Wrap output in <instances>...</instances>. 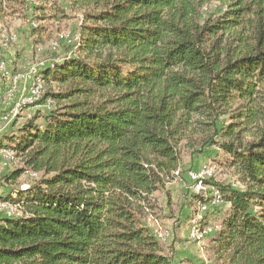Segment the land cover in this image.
<instances>
[{"label":"trees","instance_id":"1","mask_svg":"<svg viewBox=\"0 0 264 264\" xmlns=\"http://www.w3.org/2000/svg\"><path fill=\"white\" fill-rule=\"evenodd\" d=\"M29 1L0 0V26ZM210 1L67 0L84 22L75 53L38 73L65 89L31 106L67 104L0 145L24 165L8 181L50 176L0 198L19 208L0 217V264H172L142 219L182 141L222 149L242 185L209 183L230 208L215 260L264 264V0H215L200 22Z\"/></svg>","mask_w":264,"mask_h":264},{"label":"rangeland","instance_id":"2","mask_svg":"<svg viewBox=\"0 0 264 264\" xmlns=\"http://www.w3.org/2000/svg\"><path fill=\"white\" fill-rule=\"evenodd\" d=\"M35 3H37V0H30L28 12L24 9L20 18H8L0 26L1 31H3H0V40L1 35L5 33L16 35L17 38L14 43H7L3 47L4 49L19 47V50H17L19 53H29V55H25V61L21 64V68L24 67L25 70L27 65L41 63L43 64L42 66H46L58 59L71 57L75 53L74 43L76 42L75 39L77 40V34L81 26L84 25L81 11L68 8L67 0H55L46 4L42 15L44 19L41 21L35 19L37 20L35 21L34 16H32V6L36 5ZM221 6L223 7V4L215 0L207 3L197 12L200 22L209 15L218 13L219 9L222 8ZM25 12L27 17L24 19ZM33 23H36L35 28L31 26ZM3 48L0 49L1 54ZM1 60L5 64L7 63L3 57ZM24 69L18 73H12L9 72L7 67L8 75H4L3 78L8 81V85L0 94V105L11 97L9 95L11 78L18 76V74H23L25 72ZM20 80L22 79L18 80L16 89L19 93L23 91L19 85ZM48 87L54 93L65 89V87L58 85L56 81L46 82L44 86L45 92L48 91ZM26 93L27 91L23 92L22 95ZM66 104V102H60L50 108L43 104L22 107L15 117L0 123V126L3 127L0 130V145L3 143L8 145L7 147L12 145L4 142V134L2 135V133H7V136L12 133L17 134L22 125H26L32 119L37 125L41 126L43 116ZM221 122L227 125L229 122L228 117L221 118ZM200 143L197 142L194 146H191L184 141L179 142L177 147L179 154L177 168L172 173L164 175L161 185L149 197L150 206L145 210V215L142 219L143 223L153 231L158 239L162 254L170 257L172 264H220L215 260L213 254L214 239L218 228L221 227L222 222L228 217L230 212L228 203L223 199L221 205L210 209L201 216V219H197L198 214H200L198 211V203L200 201L197 202L195 195H201L196 194L193 190L195 183L189 178V173L202 171V183L205 188L202 194H210L212 192L210 188L217 190L209 183L224 188L242 189L236 170L230 166L229 156L215 145H208L203 149ZM2 150H0V157ZM1 159L5 161L2 157ZM5 163V167H0V198L7 197L6 195L11 192H14L15 195V191L33 186L44 178L50 177L44 176L42 173L26 170L17 180L8 181L6 178L14 171L24 169V165L20 157H18V160L16 158H7ZM175 172H178V174H173ZM2 216H5V214L0 212V217ZM192 221H199L201 226L206 224L213 229L211 235L200 244L188 239L187 230Z\"/></svg>","mask_w":264,"mask_h":264},{"label":"built area","instance_id":"3","mask_svg":"<svg viewBox=\"0 0 264 264\" xmlns=\"http://www.w3.org/2000/svg\"><path fill=\"white\" fill-rule=\"evenodd\" d=\"M5 35H8V33H5ZM16 40H17L16 35H9V42H4V46H6L7 43H14ZM42 65L43 64L39 63L36 65L29 66L28 71H27V76L30 78V85L28 87L27 93L19 96V98L16 101V103L14 104V106L2 117L3 121H9L11 118L16 116V114L18 113V111L22 107L28 106V105H33L35 102L40 100L41 94H39V86H37V82H35L33 80V73H35V71L38 69H42L44 67ZM0 73L2 75L7 74V66H6L5 62L2 61L1 59H0ZM16 85H17V80H16V78H13L11 81V87L9 90L10 96L16 90ZM44 105L49 108L51 105V102H46ZM7 151H10V150H2L1 151V157L5 161H7ZM201 173H202V171L198 172V173L197 172H190L188 176L195 183V185L193 187V190L195 191V193L205 196V193L202 194L203 191H197V182H200V180H201ZM222 203H223V200L219 199L218 204L211 205L210 207H204L203 213L198 214L197 219H201V216H203L205 213H207L210 209L218 207ZM12 207L13 206H11L10 204H0V212L4 213L5 216H9V209ZM202 230H204L205 237L210 236V231H213V230H209V225H205V224H203ZM189 238H190V234L188 235V239Z\"/></svg>","mask_w":264,"mask_h":264},{"label":"crops","instance_id":"4","mask_svg":"<svg viewBox=\"0 0 264 264\" xmlns=\"http://www.w3.org/2000/svg\"><path fill=\"white\" fill-rule=\"evenodd\" d=\"M2 50H3V52H2V54L0 53V58L2 59V57H3L6 60V62H7L6 65L8 67L9 72H12V73L17 72L18 73V72H20V70L24 69V67L21 68V64L23 61H25V57H26L25 55H29L28 52L19 53V51H17V50H19V47L18 48L17 47H11L8 49L3 48ZM29 66H31V65H27L26 70L24 69L25 72L23 74H18V76H13V78H16L17 82L19 79H22L19 81V85L21 86V90H23V91L21 93H19L17 90H15L14 93L15 92L16 93L11 95V97L8 100H6V102L4 104L0 105V123H2V121H3L2 117L14 106V104L18 100L19 96H21L23 94V92H26L28 90V87L30 85V78L27 76V71H28ZM40 71H41V69L36 70L35 73H33V77L36 75V73H38ZM15 75H17V74H15ZM3 77H4V75H2L0 73V94L5 88H7V85H8V83H7L8 81H6V79H4ZM13 78H11V79H13ZM16 89H17V85H16ZM6 110H8V111L5 113ZM3 124H6V123H3ZM2 129H3V127L0 126V130H2ZM6 134H5V132L2 133V135L4 136V139L7 136ZM5 164H6L5 161H3L0 157V167H2V166L5 167Z\"/></svg>","mask_w":264,"mask_h":264},{"label":"bare ground","instance_id":"5","mask_svg":"<svg viewBox=\"0 0 264 264\" xmlns=\"http://www.w3.org/2000/svg\"><path fill=\"white\" fill-rule=\"evenodd\" d=\"M32 27H36L35 24H32L31 25ZM0 31H1V28H0ZM3 32V31H1ZM3 34V33H2ZM9 35H12L11 33L8 34V35H1V40H0V48L4 47V42H9ZM78 39V37H77ZM75 41H77L75 39ZM39 73V72H38ZM36 73V75L33 77V80L35 82H37V86H39V94H42L44 93V86H43V83L42 81L40 80V77H39V74ZM3 150H6V149H3ZM7 158H16L15 157V154L12 152V151H7ZM10 161V160H9ZM197 190H202L204 191L205 188L203 187V183H202V173H201V180L200 182H197ZM212 192L210 194H205L204 195H201L203 198H204V202H199L198 203V211L200 214L203 213V208L204 207H210L211 205H215V204H218L219 203V199H222L221 195L219 194V192L215 189H211ZM0 204H8V203H1ZM11 205V204H10ZM13 206L12 208L9 209V216H17L19 215V208L17 206H14V205H11ZM202 227L200 222L199 221H192L189 225V228L187 230V236L190 234V238L189 240L191 241H194L196 243H201L204 241L205 238V234H204V230H202ZM209 230H213L211 227H209ZM213 231H210V235Z\"/></svg>","mask_w":264,"mask_h":264}]
</instances>
